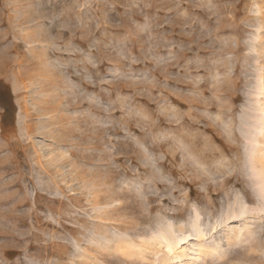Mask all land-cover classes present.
I'll list each match as a JSON object with an SVG mask.
<instances>
[{
    "label": "rangeland",
    "instance_id": "1",
    "mask_svg": "<svg viewBox=\"0 0 264 264\" xmlns=\"http://www.w3.org/2000/svg\"><path fill=\"white\" fill-rule=\"evenodd\" d=\"M181 262L264 264V0H0V264Z\"/></svg>",
    "mask_w": 264,
    "mask_h": 264
},
{
    "label": "bare ground",
    "instance_id": "2",
    "mask_svg": "<svg viewBox=\"0 0 264 264\" xmlns=\"http://www.w3.org/2000/svg\"><path fill=\"white\" fill-rule=\"evenodd\" d=\"M161 238V237H160ZM162 239L164 240H166V238H164V236L162 237ZM162 239H160V240H162ZM203 240V239H202ZM201 241V240H200ZM158 242H160V241H158ZM162 242V241H161ZM162 244H167L166 243V241H165V243H162ZM169 244V243H168ZM163 246V245H162ZM165 248H167V250L169 249V250H171V248H170V246L169 245H167ZM182 248V247H181ZM176 250V249H175ZM183 250L184 249H182L181 250V252H183ZM174 252V251H173ZM176 253V252H175ZM179 253V252H178ZM178 253H176V255L178 254ZM218 253V251L217 250H210V249H206V248H201L200 250H198V251H192L189 255L187 254L186 256H185V259H187L188 261H189V263L190 262H193V259H195V260H199V258L200 257H202V256H207L208 254L209 255H213V254H217ZM180 255V254H179ZM184 256V255H183ZM177 257H179V256H176V258ZM182 258V257H181ZM180 259V258H179ZM180 261V260H179ZM183 261V260H182ZM180 263V262H179ZM187 263V262H186ZM188 263V264H189ZM181 264H182V262H181ZM193 264V263H192Z\"/></svg>",
    "mask_w": 264,
    "mask_h": 264
}]
</instances>
